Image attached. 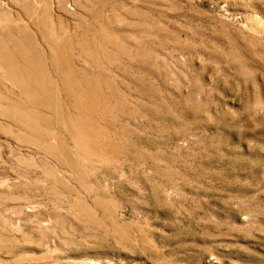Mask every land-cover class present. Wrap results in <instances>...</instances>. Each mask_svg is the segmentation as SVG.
<instances>
[{"label": "rangeland", "instance_id": "obj_1", "mask_svg": "<svg viewBox=\"0 0 264 264\" xmlns=\"http://www.w3.org/2000/svg\"><path fill=\"white\" fill-rule=\"evenodd\" d=\"M0 264H264V0H0Z\"/></svg>", "mask_w": 264, "mask_h": 264}]
</instances>
